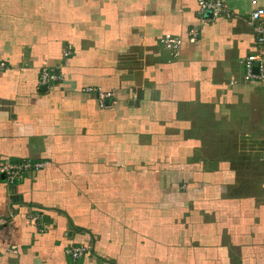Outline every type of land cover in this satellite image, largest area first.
<instances>
[{
    "label": "crops",
    "instance_id": "obj_1",
    "mask_svg": "<svg viewBox=\"0 0 264 264\" xmlns=\"http://www.w3.org/2000/svg\"><path fill=\"white\" fill-rule=\"evenodd\" d=\"M223 1L203 21L195 0H0V162L44 163L0 175V264H264L254 6Z\"/></svg>",
    "mask_w": 264,
    "mask_h": 264
},
{
    "label": "built area",
    "instance_id": "obj_2",
    "mask_svg": "<svg viewBox=\"0 0 264 264\" xmlns=\"http://www.w3.org/2000/svg\"><path fill=\"white\" fill-rule=\"evenodd\" d=\"M197 4L198 13L201 14L203 21L215 20L221 16L230 17L231 12L228 10L223 0H195ZM250 4L254 9L250 12L249 23L256 35V42L258 50L264 45V7L257 4V0H251ZM199 34L198 29L190 28L187 36L191 40H195ZM161 47L168 51L173 57L177 56L182 44V38L170 33H165L159 39ZM252 53L247 55L243 61L244 75L243 79L246 81H262L264 79V58L262 53ZM68 55V53H64ZM4 68L3 63L0 62V73ZM63 80V74L60 71H54L46 66L40 70L38 84L39 86H48L53 83H59ZM83 93L95 94L98 106L107 108L111 105L114 93L112 91H101L94 87H83ZM44 163L33 160H23L20 162H13L9 160L0 162V175L4 176L5 182L14 184L24 179L28 174L35 173L41 170ZM86 253L84 246H74L67 249V254L72 261L82 257Z\"/></svg>",
    "mask_w": 264,
    "mask_h": 264
},
{
    "label": "water",
    "instance_id": "obj_3",
    "mask_svg": "<svg viewBox=\"0 0 264 264\" xmlns=\"http://www.w3.org/2000/svg\"><path fill=\"white\" fill-rule=\"evenodd\" d=\"M44 87H46V86H44ZM1 177H3L4 178V176L2 175Z\"/></svg>",
    "mask_w": 264,
    "mask_h": 264
}]
</instances>
